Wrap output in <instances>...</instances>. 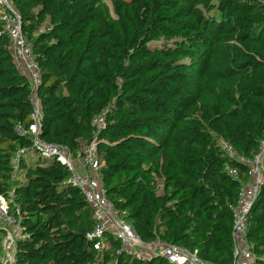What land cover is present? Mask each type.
Instances as JSON below:
<instances>
[{
    "label": "trees",
    "instance_id": "16d2710c",
    "mask_svg": "<svg viewBox=\"0 0 264 264\" xmlns=\"http://www.w3.org/2000/svg\"><path fill=\"white\" fill-rule=\"evenodd\" d=\"M11 2L39 69L40 138L74 153L96 137L105 195L142 241L231 264L248 167L219 140L251 159L264 138V0H111L112 15L102 0ZM32 103L0 33V194L19 219L15 264H170L137 259L109 234L94 249L92 210L61 163L21 158L13 174ZM246 238L264 264V185Z\"/></svg>",
    "mask_w": 264,
    "mask_h": 264
},
{
    "label": "built area",
    "instance_id": "2783aa9c",
    "mask_svg": "<svg viewBox=\"0 0 264 264\" xmlns=\"http://www.w3.org/2000/svg\"><path fill=\"white\" fill-rule=\"evenodd\" d=\"M0 23V33L9 39L13 60L20 74L31 85L33 102L30 114L31 123L26 129L20 126L16 128L17 132L28 137L30 142L29 145L16 150L13 174L17 172L19 160L30 155L44 160H54L64 165L70 171L67 182L82 192L86 203L92 210L95 224L86 237L94 241L93 248L96 250H100L107 243L105 235L109 234L119 240L121 250L142 261L162 256L170 264H216L202 260L195 251L184 247L165 244L160 240L150 243L141 240L131 225L118 215L105 195L98 171L101 163L96 154V137L82 150L74 153L64 146L48 143L40 138V107L34 94V90L40 83L39 69L33 57L31 44L22 32L20 15L11 0H0ZM92 124L97 128L101 127L103 125L102 114L95 116ZM219 145L229 159L248 167V179L240 182L237 201L232 207L231 264H254L253 245L246 238L247 214L257 193L264 185V138L260 141L257 153L251 159L238 153L226 141L219 140ZM225 170L232 177L237 176L235 169L227 166ZM10 201V197L0 194V230L2 231L0 264H15V242L21 237L19 219L10 211Z\"/></svg>",
    "mask_w": 264,
    "mask_h": 264
},
{
    "label": "rangeland",
    "instance_id": "374dc122",
    "mask_svg": "<svg viewBox=\"0 0 264 264\" xmlns=\"http://www.w3.org/2000/svg\"><path fill=\"white\" fill-rule=\"evenodd\" d=\"M103 3L106 5L109 13L112 15L113 14V10H112V3H111V0H102ZM160 42H151L150 45L153 46V45H159ZM15 173V172H14ZM18 173V172H16ZM18 176H21L20 173L17 174Z\"/></svg>",
    "mask_w": 264,
    "mask_h": 264
},
{
    "label": "crops",
    "instance_id": "0c3cea01",
    "mask_svg": "<svg viewBox=\"0 0 264 264\" xmlns=\"http://www.w3.org/2000/svg\"><path fill=\"white\" fill-rule=\"evenodd\" d=\"M38 158L36 157V156H32V155H30V156H28V157H26L25 158V163L27 164V165H29V164H32L34 161H36ZM18 174V173H17Z\"/></svg>",
    "mask_w": 264,
    "mask_h": 264
}]
</instances>
